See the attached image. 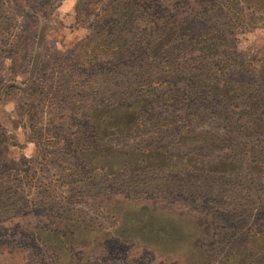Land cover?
Instances as JSON below:
<instances>
[{"label":"rangeland","instance_id":"rangeland-1","mask_svg":"<svg viewBox=\"0 0 264 264\" xmlns=\"http://www.w3.org/2000/svg\"><path fill=\"white\" fill-rule=\"evenodd\" d=\"M257 111L264 0H0V264H264Z\"/></svg>","mask_w":264,"mask_h":264},{"label":"trees","instance_id":"trees-1","mask_svg":"<svg viewBox=\"0 0 264 264\" xmlns=\"http://www.w3.org/2000/svg\"><path fill=\"white\" fill-rule=\"evenodd\" d=\"M212 51V50H211ZM256 113H258L259 117H264V114L261 113L260 111H257ZM3 152V151H2Z\"/></svg>","mask_w":264,"mask_h":264}]
</instances>
